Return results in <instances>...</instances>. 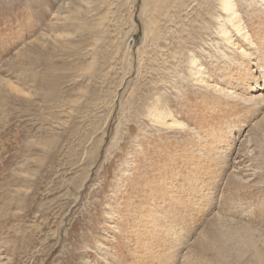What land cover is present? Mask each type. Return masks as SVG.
I'll use <instances>...</instances> for the list:
<instances>
[{"label": "rangeland", "instance_id": "obj_1", "mask_svg": "<svg viewBox=\"0 0 264 264\" xmlns=\"http://www.w3.org/2000/svg\"><path fill=\"white\" fill-rule=\"evenodd\" d=\"M222 1L0 0V264H264V0Z\"/></svg>", "mask_w": 264, "mask_h": 264}, {"label": "bare ground", "instance_id": "obj_2", "mask_svg": "<svg viewBox=\"0 0 264 264\" xmlns=\"http://www.w3.org/2000/svg\"><path fill=\"white\" fill-rule=\"evenodd\" d=\"M222 6L223 7H225V8H227V6H228V0H223L222 1ZM232 8V7H231ZM228 42H229V40H228ZM201 71V70H200ZM198 73H199V71H198ZM200 74V73H199ZM204 75V74H203Z\"/></svg>", "mask_w": 264, "mask_h": 264}]
</instances>
